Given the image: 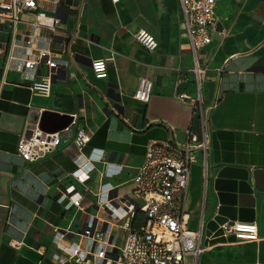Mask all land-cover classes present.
<instances>
[{"label":"crops","instance_id":"1","mask_svg":"<svg viewBox=\"0 0 264 264\" xmlns=\"http://www.w3.org/2000/svg\"><path fill=\"white\" fill-rule=\"evenodd\" d=\"M43 6L58 20L54 33L32 25L31 13L22 15L15 30L0 23V264H57L51 255L60 253L52 241L55 229L67 231L66 241H79L76 231L86 215L97 213L99 185L109 182L112 193L127 194L146 144L182 143L188 131L200 135V109L210 135L206 174L197 154L184 207L188 227L203 219L207 247L189 262L264 264V191L253 187V219L246 221L257 225L258 239H239L218 228L205 232L214 214L218 170L233 167L235 177L245 170L252 185L251 172L264 169V0H217L212 39L198 52L205 68L200 88L189 71L193 57L179 0H58ZM139 29L156 37L154 50L135 40ZM28 37L34 38V50L47 49L58 62L48 95L29 89L46 66L26 71L13 59L25 56ZM102 57L108 58L107 76L96 78L90 61ZM140 78L151 83L147 100L133 96ZM198 95L201 102L194 108ZM47 111L75 114V122L55 130L65 129L51 153L24 160L16 144ZM57 117L50 113L48 120ZM78 127L92 132L82 151L101 157L85 183L71 175ZM72 184L93 203L79 209L58 202Z\"/></svg>","mask_w":264,"mask_h":264},{"label":"built area","instance_id":"2","mask_svg":"<svg viewBox=\"0 0 264 264\" xmlns=\"http://www.w3.org/2000/svg\"><path fill=\"white\" fill-rule=\"evenodd\" d=\"M44 1L56 4L58 0H0V23L15 30L22 15L31 13V24L48 28L54 33L57 18L43 6ZM116 2L117 0H112ZM217 0H179V11L185 26L198 88L205 76V68L200 66L198 52L210 43L211 32L215 25L214 7ZM134 38L148 50L157 47L156 37L145 29L134 33ZM33 37L25 40V56L13 58L18 65L30 71L44 64L46 72L39 80L29 84L36 94L48 95L54 70L58 65L52 53L44 48L34 50ZM3 50L0 48V53ZM111 58V57H109ZM108 58L90 61L91 70L96 78L107 76ZM151 83L145 78L138 80L133 96L147 100ZM180 97L185 98L182 94ZM200 96L193 100L194 108L199 107ZM201 134L188 131L182 143L172 140H151L145 146L142 162L132 176V187L125 195L112 193L114 188L103 182L94 192L96 197L95 215L87 214L83 225L76 231L79 241H66V230L55 229L52 241L60 253L51 252L57 264H190V255L197 257L207 247L203 244L204 221L201 218L197 227L190 228L184 207L185 196L190 183L191 166L201 155L202 170L206 174L207 153L210 145L209 130L202 109ZM76 115L73 114L72 122ZM64 131H45L35 125L26 138L16 144V152L24 160L35 161L55 150L63 141ZM91 130L78 127L72 137L79 152L73 157L75 164L71 175L85 183L95 161L82 151L89 142ZM112 172L107 173L111 175ZM58 202L64 207L75 206L79 209L92 204L83 199L82 194L72 184L65 188ZM224 234H232L239 239H258L257 225L254 222H224L217 227ZM68 234V233H67ZM120 242V244H119Z\"/></svg>","mask_w":264,"mask_h":264},{"label":"water","instance_id":"3","mask_svg":"<svg viewBox=\"0 0 264 264\" xmlns=\"http://www.w3.org/2000/svg\"><path fill=\"white\" fill-rule=\"evenodd\" d=\"M55 114L57 121H49L48 116ZM72 120V115L43 112L38 125L40 128L55 131L66 127ZM235 168L223 167L218 170L213 181L215 204L214 214L206 222V234L217 229L218 225L235 219L251 221L253 219L254 188L264 191V169H255L251 172L253 184L246 182L248 172L245 170L239 177L233 176ZM239 178V180H237ZM254 187V188H253Z\"/></svg>","mask_w":264,"mask_h":264},{"label":"rangeland","instance_id":"4","mask_svg":"<svg viewBox=\"0 0 264 264\" xmlns=\"http://www.w3.org/2000/svg\"><path fill=\"white\" fill-rule=\"evenodd\" d=\"M208 205H209V203H208ZM208 205H207V208H206V210L204 212L206 217H208V215H209V213H208V209H209ZM119 244H120V242H119Z\"/></svg>","mask_w":264,"mask_h":264}]
</instances>
